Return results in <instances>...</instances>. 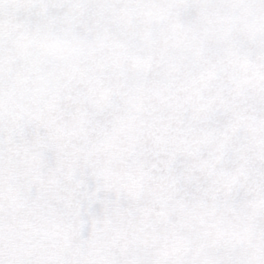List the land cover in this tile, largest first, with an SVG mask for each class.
<instances>
[{"label": "snow or ice", "instance_id": "6c2138e0", "mask_svg": "<svg viewBox=\"0 0 264 264\" xmlns=\"http://www.w3.org/2000/svg\"><path fill=\"white\" fill-rule=\"evenodd\" d=\"M0 264H264V0H0Z\"/></svg>", "mask_w": 264, "mask_h": 264}]
</instances>
